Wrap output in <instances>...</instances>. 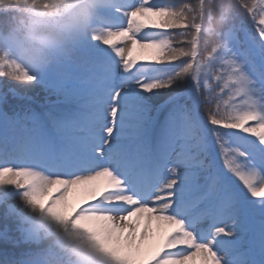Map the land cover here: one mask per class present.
Instances as JSON below:
<instances>
[{
    "label": "snow or ice",
    "instance_id": "6c2138e0",
    "mask_svg": "<svg viewBox=\"0 0 264 264\" xmlns=\"http://www.w3.org/2000/svg\"><path fill=\"white\" fill-rule=\"evenodd\" d=\"M79 3L0 50V264H264V0Z\"/></svg>",
    "mask_w": 264,
    "mask_h": 264
},
{
    "label": "clouds",
    "instance_id": "9594fccd",
    "mask_svg": "<svg viewBox=\"0 0 264 264\" xmlns=\"http://www.w3.org/2000/svg\"><path fill=\"white\" fill-rule=\"evenodd\" d=\"M83 7L79 0H63L59 6L53 0H2L0 50L10 51L24 66H41L83 28Z\"/></svg>",
    "mask_w": 264,
    "mask_h": 264
},
{
    "label": "trees",
    "instance_id": "16d2710c",
    "mask_svg": "<svg viewBox=\"0 0 264 264\" xmlns=\"http://www.w3.org/2000/svg\"><path fill=\"white\" fill-rule=\"evenodd\" d=\"M62 3H63V0H58V2L55 3V4H56L57 6H59V5L62 4ZM75 7H77V6H74V8L72 9V12L75 11ZM71 14H72V13L70 12L69 15H71ZM68 27H69V28H72V21H71V20L69 21ZM73 32L75 33V29H73ZM44 95H45V92L43 91V89L38 90V96H39L40 101H42ZM9 98L11 99V97H9ZM53 99H54V97H53ZM12 102H13V103H25V101H12ZM34 107H35V105H34ZM37 111H39L38 108H37ZM9 114H11V113H9ZM2 211H3V206L0 205V213H2Z\"/></svg>",
    "mask_w": 264,
    "mask_h": 264
}]
</instances>
